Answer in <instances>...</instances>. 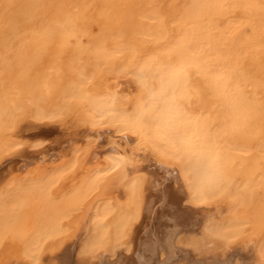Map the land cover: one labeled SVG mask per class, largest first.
I'll return each mask as SVG.
<instances>
[{
    "label": "bare ground",
    "instance_id": "6f19581e",
    "mask_svg": "<svg viewBox=\"0 0 264 264\" xmlns=\"http://www.w3.org/2000/svg\"><path fill=\"white\" fill-rule=\"evenodd\" d=\"M0 264H264V0H0Z\"/></svg>",
    "mask_w": 264,
    "mask_h": 264
},
{
    "label": "rangeland",
    "instance_id": "374dc122",
    "mask_svg": "<svg viewBox=\"0 0 264 264\" xmlns=\"http://www.w3.org/2000/svg\"><path fill=\"white\" fill-rule=\"evenodd\" d=\"M20 218L22 220H20ZM31 220H32V216H31V213H30V209H29V207H27L19 215V219H18V222H17V224H18V226H17L18 231L21 232L22 231V228H24L25 226H27L28 224H30ZM19 224L21 225V227L19 226Z\"/></svg>",
    "mask_w": 264,
    "mask_h": 264
}]
</instances>
